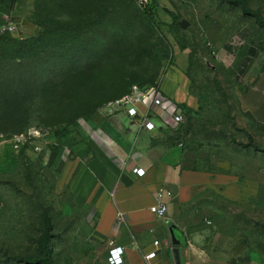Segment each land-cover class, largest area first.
Returning a JSON list of instances; mask_svg holds the SVG:
<instances>
[{
  "label": "rangeland",
  "instance_id": "obj_1",
  "mask_svg": "<svg viewBox=\"0 0 264 264\" xmlns=\"http://www.w3.org/2000/svg\"><path fill=\"white\" fill-rule=\"evenodd\" d=\"M140 1L144 2L136 3ZM155 1L151 26L143 20L126 24L123 33L137 42L123 44L122 56L132 54L126 61H134L137 77L146 71V78L156 75L150 83L136 82L141 86L158 85L169 73L186 80L196 104L186 108L185 123L171 136L182 142L177 147L183 166L232 173L253 189L249 200L232 202L206 192L190 206L211 220L213 232L231 237L230 242L245 239L254 258L264 264V120L254 116L262 105L259 100H264V0H244L250 12L258 11L260 22L245 14L236 0ZM4 4L8 3L0 0V24L12 12L33 23L35 0H13L12 10ZM81 9L87 7L72 4L73 14ZM183 19L186 28L179 24ZM11 33L16 32H5L0 39L15 37ZM245 96L254 108L247 109ZM70 126L32 127L25 134L0 137V264H27L16 257L39 254L44 215L50 220L54 264H99L85 259L88 247L73 232L77 215L56 210L49 174L35 163L37 149L54 150L55 137L66 134ZM260 248V255L253 251Z\"/></svg>",
  "mask_w": 264,
  "mask_h": 264
},
{
  "label": "crops",
  "instance_id": "obj_2",
  "mask_svg": "<svg viewBox=\"0 0 264 264\" xmlns=\"http://www.w3.org/2000/svg\"><path fill=\"white\" fill-rule=\"evenodd\" d=\"M12 13L6 23L13 25V36L39 34V26ZM158 86L168 103L195 107L182 75L166 74ZM244 99L247 109L254 108L248 96ZM259 101L257 121L264 120V100ZM179 129L145 131L124 112L106 115L99 109L55 137L54 150L37 149L35 163L49 174L56 210L77 215L73 232L88 247L86 260L108 264L113 244L123 247L122 264H261L245 239L230 242L231 237L213 232L211 220L190 206L206 192L232 202L249 200V182L228 172L183 166L179 141L171 137ZM136 167L144 170L141 176L133 173ZM159 187L175 189L163 217L149 210ZM150 252L155 255L147 261Z\"/></svg>",
  "mask_w": 264,
  "mask_h": 264
},
{
  "label": "trees",
  "instance_id": "obj_3",
  "mask_svg": "<svg viewBox=\"0 0 264 264\" xmlns=\"http://www.w3.org/2000/svg\"><path fill=\"white\" fill-rule=\"evenodd\" d=\"M82 1L35 0L33 23L41 28L39 34L0 39V137L25 134L32 127L72 125L128 93L131 85H139L136 82L154 80L155 74L144 77L147 71L137 77L134 61H126L132 54L122 56V46L137 42L123 33L126 24L143 20L151 26L156 1ZM5 2L12 10L13 0ZM235 2L245 14L261 21L258 11L250 12L244 0ZM75 3L85 5L87 10L73 14ZM103 77L104 81L95 80ZM219 92L225 96L221 87ZM180 108L187 115V109ZM44 219L46 230L38 241L39 254L16 259L27 264H54L49 246L50 220L46 215ZM261 250L253 249L259 255Z\"/></svg>",
  "mask_w": 264,
  "mask_h": 264
},
{
  "label": "built area",
  "instance_id": "obj_4",
  "mask_svg": "<svg viewBox=\"0 0 264 264\" xmlns=\"http://www.w3.org/2000/svg\"><path fill=\"white\" fill-rule=\"evenodd\" d=\"M13 30V25L8 22L0 25V38L5 32H13ZM100 110L106 115L124 112L140 129L150 132L158 128H179L184 121L182 109L174 103H168L157 84L150 86L133 84L128 93L105 103ZM157 121L159 122L157 123ZM178 144L181 145L180 142ZM132 171L137 176L144 173V170L138 167L133 168ZM171 198V188H157L154 193V203L149 208L150 212L157 217H163ZM117 217L119 220L123 219L121 213H118ZM154 255L155 252H150L145 254L144 258L148 261ZM106 261L108 264H122L123 247L111 244L108 248Z\"/></svg>",
  "mask_w": 264,
  "mask_h": 264
},
{
  "label": "water",
  "instance_id": "obj_5",
  "mask_svg": "<svg viewBox=\"0 0 264 264\" xmlns=\"http://www.w3.org/2000/svg\"><path fill=\"white\" fill-rule=\"evenodd\" d=\"M179 24L183 28H186L188 26V22L184 19ZM171 190H172V196H174L175 189L171 187Z\"/></svg>",
  "mask_w": 264,
  "mask_h": 264
}]
</instances>
